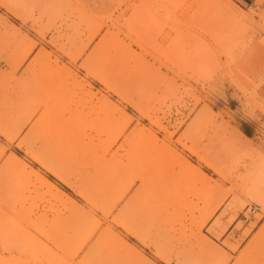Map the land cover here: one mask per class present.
I'll return each instance as SVG.
<instances>
[{
    "label": "rangeland",
    "instance_id": "obj_1",
    "mask_svg": "<svg viewBox=\"0 0 264 264\" xmlns=\"http://www.w3.org/2000/svg\"><path fill=\"white\" fill-rule=\"evenodd\" d=\"M42 120L73 187L21 145ZM25 121L0 133L1 181L28 186L4 173L16 154L81 209L41 210L31 235L5 184L0 264H126L121 238L153 264H264V0H0V127Z\"/></svg>",
    "mask_w": 264,
    "mask_h": 264
},
{
    "label": "crops",
    "instance_id": "obj_2",
    "mask_svg": "<svg viewBox=\"0 0 264 264\" xmlns=\"http://www.w3.org/2000/svg\"><path fill=\"white\" fill-rule=\"evenodd\" d=\"M34 48L35 45L33 44L27 56L30 54V52H32ZM108 103L112 106V116H115L117 107L110 102ZM42 122L43 123H40V121H38L26 133V135L21 140V145L25 148V150H27V154L31 156L43 168L48 170L66 185L73 187L70 176L64 171L60 170L57 166V142L54 140L52 131L47 129L48 125H46V121L44 122L42 120ZM79 122V114L73 113L68 116L64 123L68 131H75L80 124ZM20 125L21 126L16 125V127L14 128L15 130L13 131H8L5 128L0 127V133L3 134V136L9 141H13L17 136L20 135L23 128L27 125V122L25 121ZM68 144L70 145V151L69 153H65L67 154V157L70 158V156H78L81 150L80 143L76 140H70ZM18 162L23 164V161L19 156H17L16 154H11L9 160L5 164L7 169L6 171H4V173L19 175L22 180H27L28 186H21V184L23 183H20L15 178L12 181L4 182L1 181L0 177V190L5 189V184H7V188H10L14 191L12 196L14 200L13 205L15 207L17 205V190H19L23 194L24 199L27 200L26 206L28 208V227L31 235H33L31 229L36 228V225L40 226V220L42 219V214L40 213L41 210L45 211L47 208L58 207L62 209V211L72 212V208L68 206L71 203L73 205H76L78 209H81L74 199H72L66 192L61 190L52 181L43 176L39 171L35 170L29 165H27V167L25 166L24 170L22 168H18L19 166L15 168L14 165ZM201 175L204 178L207 177L205 174ZM38 181L41 182V184L46 188L40 185ZM26 189L27 192H25ZM66 200L70 203L66 204ZM112 212L113 210L110 209L106 212V214H112ZM116 220L121 221L128 233L137 242L141 243L142 245H148V241L141 233V230L139 228H136L135 226L133 227L132 225H130V223L134 224L136 222V218L135 215H132L129 212L127 206L122 207V209L118 211ZM104 230L105 228H103V225L95 220H91L90 222L85 224L84 231L87 235V239L89 240L90 249L98 248V250H100V253L105 252L103 251L104 247L98 244ZM121 240L123 242V245L120 247H122L123 251H120V253L121 255H123L126 264H153L148 257L137 250L133 245L123 240L122 238ZM56 241H60V239L58 240L56 238Z\"/></svg>",
    "mask_w": 264,
    "mask_h": 264
},
{
    "label": "trees",
    "instance_id": "obj_3",
    "mask_svg": "<svg viewBox=\"0 0 264 264\" xmlns=\"http://www.w3.org/2000/svg\"><path fill=\"white\" fill-rule=\"evenodd\" d=\"M242 131L244 132V133H243V132H242V133H243L244 135H246V137H247V136H248V137H251V134H250L246 129H243ZM248 137H247V138H248ZM249 139H250V138H249Z\"/></svg>",
    "mask_w": 264,
    "mask_h": 264
},
{
    "label": "built area",
    "instance_id": "obj_4",
    "mask_svg": "<svg viewBox=\"0 0 264 264\" xmlns=\"http://www.w3.org/2000/svg\"><path fill=\"white\" fill-rule=\"evenodd\" d=\"M255 212H256V210L254 209L253 213H255Z\"/></svg>",
    "mask_w": 264,
    "mask_h": 264
}]
</instances>
